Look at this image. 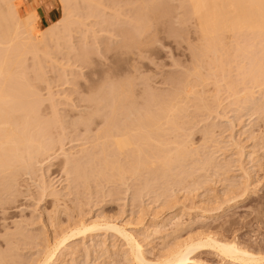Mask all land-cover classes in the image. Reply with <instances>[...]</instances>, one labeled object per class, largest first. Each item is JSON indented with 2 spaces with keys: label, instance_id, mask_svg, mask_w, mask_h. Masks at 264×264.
I'll return each instance as SVG.
<instances>
[{
  "label": "rangeland",
  "instance_id": "obj_1",
  "mask_svg": "<svg viewBox=\"0 0 264 264\" xmlns=\"http://www.w3.org/2000/svg\"><path fill=\"white\" fill-rule=\"evenodd\" d=\"M18 1L22 2V16L27 9L28 12H37L39 23L36 25V37L45 29L48 31L44 44L41 43L39 44L41 47L39 45L37 47L39 51L34 49L37 54L25 56L24 71L25 76L29 78H26L29 84L35 88L37 98L42 100L39 108L37 107L41 119L39 121L42 125L45 122L47 125L48 122L52 123L49 126L51 134L49 136L52 141L49 136L46 135V137L48 141H59V143H56L54 150L51 149L50 153L48 152V156L45 154L44 157L41 156L30 162L31 167L28 164V169L16 170L17 173L14 171L13 176L18 174L17 178L14 177L15 180L9 176V173L5 177H12L13 181L0 179V181L5 180L0 185V264L4 261V264H38L37 261L41 259L42 252L48 244L47 241L51 242L58 234L67 235V232L75 228L72 227L77 222L84 221L90 225L93 224V220L100 225L110 222V225L116 224L126 229L141 244L146 259L152 262L159 260L160 256L161 258L165 256L168 251L171 252V249L173 251L179 248L178 244L181 247L185 241L189 239L195 241L199 238L198 236L209 232L212 236H217L219 240L235 239L242 246L254 249L264 248V84L260 86L261 83H259L260 85L257 84V86L250 82L252 86H249L251 85L249 81L245 84L240 73L242 66L246 68L245 70H247L246 66H250L249 63L254 57L253 53L257 55L255 58L259 56L257 52L259 42H253L249 37L248 40L243 35H240L241 39L239 36L236 37L239 40L229 37V40L226 39L224 43L225 53L222 51L220 54H223L220 57L224 67L217 68L216 63L213 64V61L209 60L213 59V54H210V57L208 55V60L205 58L200 66L196 56L200 54L198 52L200 44L203 45L198 35L199 26L196 20L190 19L189 10L186 9L188 6L184 0H156L158 11H162V15L156 18V24L154 18L149 22L154 24H151L152 27L149 26L150 28L147 29L150 31H146L142 36L134 24L138 22L137 15L134 13L138 14V6L141 5L138 0H96L97 3L92 0H77L76 3H71L72 15H67L69 18L66 13L63 14L60 0H47L46 5L48 7L51 5L54 13L50 17L51 20L45 21L41 17V11L45 9L41 3L38 2L32 6L29 0ZM0 4V9L5 10L3 3L0 2ZM139 16L140 14L138 18ZM64 17H67L70 22ZM66 26L68 27L65 28ZM134 26L138 33L134 30ZM127 33L131 36L129 39L125 38L128 36ZM132 36L133 42L130 40ZM127 43H130L131 47L129 45L128 48ZM239 43L241 47L242 44H244L243 47L247 45L248 50L242 47L246 50L243 52ZM250 44L253 46L250 47ZM238 47L240 50L236 51ZM240 51L244 54L240 55ZM196 66L200 67L198 72L203 74L199 75L200 78L203 76L201 79H198L199 76L196 77L197 70H194ZM193 74L196 75L193 76ZM237 76L240 77L239 80ZM195 79L197 83H194ZM199 80L204 81L200 83ZM130 82L133 85H130ZM111 83L120 84V87L122 84L129 83L131 88L127 86L134 91L129 93L135 94L134 99H136L135 101L133 97L131 98L133 100L131 101L136 104L134 106V103L129 101L130 106L133 110L141 109L136 110L138 114L144 110V115H148L150 108L157 109V103L165 101L164 98L173 97L176 92L178 94L183 84L190 86L188 92L191 86L197 85L195 89L192 88L194 91L191 89L193 94L187 92L191 94L188 99V95L186 97L185 93L183 94L185 100L182 105H186L183 107L184 113L180 110L182 112L178 111L179 114L175 115L176 126L180 125L183 129L179 130L178 127L176 129L173 126L175 123L171 125L173 127L168 126L171 132L169 131L170 135L167 134L168 139L167 136L165 139L168 143L179 141L178 144L173 143V148L169 146L172 143L167 146L161 145L159 151L156 148L152 150L154 147L150 149L152 151L150 154L153 155V151H157L158 156H163L164 153L171 151V148L173 153L177 149L182 151V143L193 145L195 153L190 146L193 157L185 158L184 156H188V153L181 155V152H177L181 156L184 155L185 159L182 163L179 159L180 166L172 164L174 168L172 174L175 176L170 174L167 178H162L156 176L155 169H151L149 172L137 173L138 175L127 173L129 175L126 174L123 181L115 177L116 173L114 174L116 181L112 180L113 177H110V174L111 181L108 182L106 174L110 169L103 173V170H100L103 165L100 166V164L102 162L104 164V161L106 162L104 165L108 164L107 161L114 157V153L113 155L110 153L112 157L107 153L110 156L108 157L100 153L98 146L94 147V144L99 142L96 140L97 133L104 126L101 124L102 118L94 116L96 118L87 126L88 128L82 126V123L78 124L79 121L76 120H80L81 116H86L85 114L91 111L90 108H86L89 94L91 95L94 90L97 92L100 87L99 91L106 93V90L110 89L106 87ZM103 84H107L105 88L101 86ZM118 85L114 87L119 88ZM110 86L111 89L114 88L112 84ZM246 91H251V94L247 93L250 98L246 96ZM93 93L92 97L95 95ZM195 94H198V97ZM241 95H245L244 97L248 99H244ZM158 99L162 102L157 101ZM246 100L248 103H244ZM90 103L89 101L87 106ZM155 103L156 106H154ZM87 109L90 111L88 112ZM133 110L130 112L132 119H128L130 121L135 117L132 115ZM156 111L153 110L155 113ZM140 114L142 115L143 112ZM124 117L118 118L120 122L124 121ZM75 121L77 123L72 125ZM123 121L122 126L126 120ZM117 122L116 125L120 123ZM174 129L179 130V133ZM167 140L164 141L167 142ZM179 143L181 147L176 149ZM165 147H169V151L165 150ZM93 148L98 150L94 151ZM186 149H189L188 146ZM94 152L100 153L97 156L101 158V163H98L99 159L94 157L96 156ZM86 153L95 159H91L89 155L87 158ZM101 155H104L103 157L106 155L108 160L103 158L102 161ZM117 155L119 157V154H115L114 158ZM125 156L127 154L124 155L127 160ZM118 157L120 164L121 159L124 160V158L123 155L121 158ZM131 158H137V156L132 155ZM131 158L127 161L132 162ZM89 160L97 162L95 164H99L98 170L102 171L98 172L106 177L103 174L102 177L96 173H91L92 175L88 173L91 172L89 169L95 168L94 164L91 163L93 167L89 165ZM125 160L122 161L123 165ZM136 160L133 159L134 163ZM113 161L109 164H114ZM127 161L123 166L124 170L127 168L129 170ZM204 161L205 165H203ZM76 164L77 170L81 166L79 174L82 179L75 168L74 172L72 171ZM132 169L130 171H133ZM85 174L87 177L95 176L87 179ZM96 175L105 179L102 180L99 177L96 179ZM244 191L247 193L245 194ZM241 193L246 195L242 199ZM124 244L121 237L112 230H106V232L105 229L92 230V233L87 232L84 236L69 239L66 243L67 247L58 256L57 263L132 264L129 257L125 255L128 254V248ZM2 258L5 260L2 261ZM193 259L197 264H229L209 251L195 254Z\"/></svg>",
  "mask_w": 264,
  "mask_h": 264
},
{
  "label": "bare ground",
  "instance_id": "obj_2",
  "mask_svg": "<svg viewBox=\"0 0 264 264\" xmlns=\"http://www.w3.org/2000/svg\"><path fill=\"white\" fill-rule=\"evenodd\" d=\"M75 1H77V0H60V3H62L61 8L63 10V14L66 13V16L72 15L71 14L72 13L71 3L75 2ZM87 1H90V0H87ZM92 1H95L96 3L98 2L96 0H92ZM138 1L141 2V5L138 6V2H137V6L139 8V10H137L138 14H135L133 12L134 15H137V19H138V22H136L134 24H136L135 25L136 29L137 28L139 29V30L138 29L137 30L141 34L140 36H142V34L145 33L147 31V29L152 27L151 26L152 23L149 24V22L153 21L152 19L154 18V23H155L156 18H158L160 15H162V11H158V4H157L156 0H148V1L147 0H138ZM0 2L3 3L2 5H4V9H5V10L0 9V177H2V176L5 177L6 175L10 174L9 176H12L13 178L14 177L17 178L18 174L13 176V174H15L14 171L15 172H16V170L20 171V169L23 170V168L28 169V164L30 162H32L33 160L35 161L38 158H41V156L44 157L45 154H46V156H48V154L50 153V150L53 149L55 147L56 143L58 144L59 141H56V142L53 141L54 144H53V142H51L52 138H50L51 136H49V135H51L50 130H49V128H50L49 126L52 123L48 122V125H47L46 124L47 122H45L44 125H42V123L39 121L41 119H40L38 106H39V103L42 102V100H39L40 98L39 99L37 98L38 96L34 90L35 88H33V85L29 84L30 82L27 80L29 78H27L25 76V71H24V63L26 61L25 56H27L28 54H32L35 56L37 54V53H35L34 49L36 50L39 44H41V43L44 44L45 38L48 35V34H46V32H48V31H47V29H45V30H43L44 32L42 31L43 32L42 34L37 35V37H36L37 32L35 30H37L36 25H38V23H39V16H38L37 12H28V9L25 10L26 13L24 16H22L23 15L21 13L22 2H19L18 0H0ZM184 2H186L187 6H188V8H186V9L189 10L188 13H189L190 19L193 18L198 23V26H199V32H198L199 34L198 35H200V38L202 40V42H200V43H203V45L200 44L203 48H201V46H199V51L196 49L200 53V54L198 53L199 55H196L193 51V53L196 56H198V58H197L198 64L199 65H200V63L202 64V62L205 61V58L208 60V58H207L208 55L210 57V54H213L212 55V57L214 56L213 59L211 58L209 60H212L213 64L216 63L215 65L217 66V68H218V66L224 67L223 60L220 57L223 54L222 55H220V54L222 51L226 50V46L224 44V43H226L225 40L228 39L229 37L234 39V37L236 38L238 36H239V39H241L240 35L247 37L246 39H248V37H249V39H251L253 42H255V41L259 42V44L257 43V45H259V50L257 51V52H259V54L256 53L259 56L257 58H255L257 55H255L253 53V55H254L253 58H255V59L252 58V62L249 63L250 66H246L247 70H245L246 68H244L242 66V68H241L242 70H240L242 72H240V73H242L241 75L243 76V81L245 80L244 81L245 84L246 83L248 84V81H249V83L252 82V83H254V85L261 83V85L260 84L259 85L262 86V84H264L263 83L264 82V0H184ZM99 3H98V5H99ZM111 4H113V3H111ZM114 4H116V3L114 2ZM86 6H87V4H86ZM96 7H97V5H96ZM99 7H101V6H99ZM94 10H95V8H94ZM92 11H93V9H92ZM139 14H140V16L138 18ZM69 16H67V17L69 18ZM67 17H64V18L67 19V21H68L69 19ZM69 22H70V20H69ZM131 22L133 23V21H131ZM62 24H63V22H62ZM64 26L65 25H63V27ZM135 26L133 27L134 30H135ZM137 26H139V27H137ZM50 27H53V26H50ZM67 27L68 26H66L65 28H67ZM62 29H64V28H62ZM130 31H131V29H130ZM148 31H150V30H148ZM123 32L125 33L126 31L124 30ZM120 35H121V33H120ZM124 35H122V37ZM130 37L131 36L129 34H128V36H125V38H127V39H129ZM47 39H48V37H47ZM133 39H134V37L131 38L130 40L132 41ZM236 39H238V38H236ZM134 41L136 42V40H134ZM252 41L251 42L249 41V42L252 43ZM132 42H130V43H132ZM130 43L129 44L127 43L128 45L126 44V46L128 48H129ZM138 44H139V42H138ZM122 45H124V43ZM139 45H138V47H139ZM245 45H246V43H245ZM250 45H251L250 47L253 46L252 44H250ZM255 45H256V43H255ZM45 46L47 48V44ZM243 46H244V44H242V47ZM130 47H131V45H130ZM240 47H241V44H240ZM242 47H241V50L243 48L246 49L247 45H246V47H243V48ZM140 48H141V45H140ZM229 49H231V48H229ZM37 50L39 51V49H37ZM239 50H240V48L236 49V51H239ZM247 50H248V48H247ZM242 51L244 52L246 50L243 49ZM242 51H240V53ZM32 52L35 54H33ZM223 53H225V51ZM237 53H239V52H237ZM235 54H236V52H235ZM243 54L244 53H241L240 55H243ZM195 55H194V57H195L194 60H196ZM249 55H251V52H249ZM48 57H49V55H48ZM237 57H239V56H237ZM245 57H243V58H245ZM248 60H249V58H248ZM197 62H196V64H197ZM212 63H210V64H212ZM199 65H197V66H199ZM204 65H206V64H204ZM197 66L195 67L196 69L194 68V70H197V72L198 71L200 72V70H199L200 67L197 68ZM193 67H194V65H193ZM213 67H215V66H213ZM223 67H221V68H223ZM43 68H44V66H43ZM239 69H240V67H239ZM37 72H39V71H37ZM197 72H196L197 75L195 74L196 77L199 76L200 74L203 75L202 72L201 73L198 72L199 74ZM223 72L224 71H222V73ZM240 73H238V74H240ZM195 75L193 74V76H195ZM190 76H191V73H190ZM200 76L198 77V79L200 78ZM239 76H237L238 77L237 80H239L240 77L242 78V76H240V77ZM195 81H196V79H195ZM200 81L202 82L204 80H199L198 82H200ZM244 82H241V83H244ZM186 83H188V82H186ZM189 83H191V82L189 81ZM194 83H197V81ZM111 84L113 85V87L118 85V84H114V83H111ZM105 85H107V84H103L101 86H103V88H105L106 87ZM110 85L108 84L106 87V89L107 88L109 89V87H110L109 90L102 88L103 90L107 91L106 93H104L105 91H102V90L99 91V89H101V87L97 89V92L93 89L94 90L93 92H95V93H93V92L92 93L95 95H93L94 97H92L91 96L92 93H91V95L89 94L88 100L91 102L90 105H92L93 107L95 106V107L93 108L90 105H89L90 107L87 106L89 101L88 102L86 101L87 102L86 108H88V109L90 108L91 111L89 110L90 111L89 112L87 109V111L89 113L85 114L86 116H81L80 120L77 119L76 121H79L78 124L82 123L81 125L86 128L88 125H90V123L92 124L93 119H95L96 117L102 118L101 124H103L105 127L102 126L101 127L102 129L101 130L99 129V131L97 133L98 136L96 135L97 136L96 140L99 142L94 144V147L98 146L97 148L99 149L101 154L107 155V153H108V155H109L110 153L111 154L114 153V155L112 154L114 157H115V154H119V157L117 155L116 158H114L110 154L112 159L109 158V161H107L108 164L104 165L106 162L104 161V164H102L103 162L101 163V160H100L101 158H99L97 156V154L99 152L98 153L94 152L96 154V156H94V157H96L97 160L99 159L98 163L99 162L101 163L100 166L103 165L102 169H100V168H98L99 164L96 165L97 162H95L96 163L95 164L93 160H92L93 162L90 161L91 159H95V158H93V156L91 157L90 154H88L90 152L86 153V157L88 158V155H89V157L91 158V159L89 158L90 160L88 161L89 165L92 163V164H94L95 168L97 166L96 169L93 168L94 170H97L96 172L92 171L93 169H89V171L91 170V172H88V173H90V174L96 173L97 175H100L103 177V175H104L103 173H106L105 171H107L109 169H110V171L113 170L112 172L115 171L114 173L107 171L108 173L106 174V176L108 175L107 176L108 182L111 181V179H110L111 176L113 177L112 180H114V181H116L115 177L117 179L123 181L125 179L124 176L127 173H129L131 175H135V173L140 174L143 171L149 172L151 169H153V170L155 169L156 174H157L156 176H160L162 178L163 177L167 178L168 176H170V174H171V176L172 175L175 176V174H172V171H174L173 165L176 164V165L180 166L182 161H184L183 159H185L186 157H188V158H190L191 156L193 157V152L195 153L194 147H192L193 145H190L193 148L192 149V148H190L189 145H187V144L184 145V143H182L183 149L181 148L182 149V151H181L180 149H177V148H179V146L181 147L180 143H179L180 145H178V147H176V145L178 144L177 142H179V141H177V142L171 141L170 143H172V144H170V143H168V140H167L168 139L167 134H169V131L171 129V128L168 129V126H171L175 123L173 126H175L176 129L179 128V130H180V128H181L180 125L176 126L177 122L175 120V117H176L175 115L177 113L179 114L180 110H182V111L185 110L183 108L186 106V105L183 106L184 105L183 100H185V99H183V96L186 95V97H187V95H188L187 99L189 98V96L191 94L189 95V94H187V92H188L190 86H188L187 84L186 85L183 84V87L181 88L182 90H180L181 93L179 91V93L177 94V92L175 91L176 94L175 95L172 94V95H174L173 97L170 96V98H168V99L164 98L168 101L163 100V102H162V100L158 99L157 101L162 102V103H160V104L157 103V106L155 103L154 106H156L157 109H155L154 107H153L154 109L153 108L148 109V115H144V110H142L141 112H143V114L141 115L140 114L141 112L139 114L136 113L137 108H134V110H133L132 106H130V102H132L133 100L136 101V99H134L135 94L132 95L129 93V92L134 93V91L130 89L131 88L130 85H133L131 82H130V85H129V83L127 84L130 86V88L125 84H122V86L125 85V87L121 86L122 87L121 88L120 84H119L118 86L120 89L117 87H114V88H112L113 89L112 90ZM179 85H180V83H179ZM181 85H182V83H181ZM194 85H196V84H194ZM249 86H252V84ZM191 87L193 89H195V87H197V85L195 87H193V86H191ZM246 87L248 88V86H246ZM115 88H117L118 90ZM127 88L130 89L131 91L128 90ZM247 88H246V90H247ZM132 89H133V87H132ZM178 89H176V90H178ZM191 89H190V91H191ZM250 89H252V88H250ZM126 90H128V91L126 92ZM108 91H110L111 93L109 92V94H108ZM190 91L188 93H192V91L191 92ZM233 91H234V88H233ZM99 92H100V94H98ZM247 93L251 94V91H248V92L246 91V96L248 97L249 94H247ZM97 94H98V96L95 97ZM241 96H243V95H241ZM167 97H169V96H167ZM184 98H185V96H184ZM245 98L246 97H244V99ZM248 98H250V96ZM248 98H246V99H248ZM244 99H242V100L244 101ZM38 100H39V102H38ZM92 101H93V103H92ZM157 101H155V102H157ZM182 101H183V103H182ZM103 102L105 103L104 105H103ZM246 102H247V100L244 103H246ZM133 103L134 102H132V104ZM93 104H95V105H93ZM135 104H136V102L133 105L135 106ZM252 106H254V105H252ZM258 108H260V107H258ZM130 109L133 110L132 115H134L135 117H136V115H139L135 119V122L138 120L137 123L134 122L135 117H133L132 121L128 120L129 118L132 117L131 113H130L131 112ZM140 110L141 109H139L137 111H140ZM153 110H157L156 113L153 112ZM105 111H106V113H103ZM149 111L152 114H150ZM128 113H130V114H128ZM134 113H136V115ZM183 113H184V111H183ZM94 116H96V117L94 118ZM119 116L120 117L125 116L124 121L125 120L126 121L124 122L123 120H121V122L122 121L124 122V124H123V126L125 125L124 127L122 126V123L119 120L120 119ZM176 119H178V118H176ZM181 119L182 118H180V120ZM76 121L72 125L76 124L77 123ZM117 121L120 123H118ZM104 122H105V124H104ZM116 122L118 123L117 124L118 126L115 124ZM179 122H178V124H179ZM47 126H48V128H47ZM173 126H171V127H173ZM176 129H174V130H176ZM181 129H183V128H181ZM153 131H155L156 133ZM178 131H177V133H179ZM46 132L49 134H47ZM175 133H173V134H175ZM46 135L49 136L51 141H48V137H46ZM160 136H162L163 138ZM165 136H167V139H165L166 138ZM164 140H167V142H165ZM50 142H51V144H50ZM175 142H176L175 147H176L177 151H174V153H173L172 148L174 147L173 143L175 144ZM183 142H185V140H183ZM185 143H187V142H185ZM156 144L159 146H157ZM161 145H163V146L169 145L170 147H172L171 151H169V147H165V150H167L171 153L168 152L169 153L168 154L166 152L167 155H166V153H164L165 155L158 156L157 155L158 152L153 151V155L150 154V152H152V151H150V149L152 147H154V148H152V150H154L156 148V150L159 151V147ZM184 146L186 148L188 146L189 149H186ZM100 147H101V149H100ZM161 148L163 149L164 147H161ZM184 148H185V150H184ZM98 149L93 148L94 151L98 150ZM191 149L193 152L191 151ZM178 151H179V153L181 152L180 153L181 155L188 153L187 154L188 156L183 155L185 157L184 158L183 156L179 155V153L177 154ZM190 152L192 153V155H190L191 154ZM124 153L127 154V156H125L127 160H128V158L130 159L132 157V155H133V157L137 156V158H131L133 163H134L133 159H137L135 161L136 165H135V163L133 164L130 160L129 161L125 160L124 155H126V154H124ZM128 153H130L131 155ZM120 154L123 155V158L125 160V165H126V161H127V165L129 164V166H130L129 170H128V168L126 170H124L125 168H123V166H125V165H123L124 162L122 164V161H124L123 159H121V162L119 164V159H117V157L121 158L122 155H120ZM106 155H105V157H103L104 155L103 156L101 155L102 161L104 159L108 160L107 158L110 157L108 155H107L108 156L107 157ZM129 155L131 157H129ZM113 158L116 161H113L114 160ZM181 158H182V160H181ZM179 159H180L181 163L179 162ZM97 160H95V161H97ZM208 160H210V158H208ZM208 160H207V162H208ZM112 161L114 164L110 165L109 163L110 162L112 163ZM128 162L132 163L133 165L128 163ZM178 162L180 164H178ZM72 163H74V162H72ZM92 164L90 165L91 167H93ZM121 164H122V167H121ZM131 165H132V167H131ZM203 165H205V161H204ZM29 166H30V164H29ZM171 166H172V169H171ZM104 167H106V168H104ZM74 168L76 171H78L77 174L80 177L79 172H80L81 166H80L79 170H77L78 167L76 164V167L74 166L72 171L74 170ZM130 168L131 169L136 168V169L135 170L132 169L133 171H130L131 170ZM179 168H181V167H179ZM98 169L103 170V173H99L102 171H100ZM133 172H134V174H133ZM114 174H115V177H114ZM129 174H127V175H129ZM109 175H110V177H109ZM85 176H86L85 178L88 179V177L94 178L95 175L94 176L88 175V177H87V175L85 174ZM106 176L104 175V177H106ZM3 177L0 179H5V180L9 179V180L13 181L12 177H10L11 179L9 177H5V178H3ZM98 177L99 176H97L96 179H98ZM102 177H99V179H101ZM16 178H14V180ZM80 178L82 179V176ZM104 179L105 178H102V180H104ZM5 180H1L0 185L2 184V181H5ZM3 190H4V188H3ZM246 193L247 192H245V194ZM242 194L243 193H241V195ZM243 196L245 197L246 195L243 194L242 196H240L241 199L244 198ZM237 197H235V198L237 199ZM240 197H238V198H240ZM235 198H234V200H235ZM78 223L79 222H77L72 227V228L75 227L74 229H72L70 231L66 229L67 231H69V232H67L68 233L67 235L62 236V234L61 235L58 234L60 237L57 235V237L54 238L51 242L47 241L48 244L46 243L47 246L45 245L46 247L44 249V252H42L43 255H41L42 257H41V259L39 258L40 260L37 261V263L38 264H56L58 261V256L62 253V250L65 247H67L66 243L69 241V239L84 236L87 232L92 233V230L93 231L94 230L95 231H97V230L101 231L102 229H105V232H106V230H112V232L117 233V235L120 236L121 239L123 240V243L125 242L124 246L126 245L128 248V254H125V255H127L129 257V260L131 261L132 264H197V262H195V260L193 259L194 255L200 254V253H205L206 251H209L211 253H215L217 255V257L221 258L222 261H225V263H229V264H264V248L254 249V248H251L248 246H242L234 238H233L234 240H231V241L230 240L224 241L225 239L219 240L216 238L217 236L214 237L211 234H209L210 232L208 234L203 233V235H201V236L197 235L199 238L197 240L195 239V241H192L189 239V240H187V242L185 241L184 244L181 243L182 244L181 247L178 244L179 248L174 249L173 251L171 249V252L168 251L169 253L167 252L168 254L166 253V255L162 254L165 256H162V258L160 256L159 260H157V261L154 260L155 262L154 261L152 262V261H149L146 259L141 244H139L137 239L135 238V236L132 235L131 233H128L126 229H124L120 226H116V224L110 225L111 224L110 222H107V223L105 222L102 225H100L99 222H98L99 224L96 222L94 223V220H93V224L89 223L90 225H87L88 223L86 224V223H84V221L83 222L81 221L79 224ZM63 232L65 233L66 231H63ZM63 232H61V233H63ZM199 235H200V233H199ZM190 238L193 239L192 237H190ZM195 238H197V237L195 236ZM188 241H190V242H188ZM3 259L5 260V258H2V261H3ZM156 259H158V258H156ZM0 261H1V258H0ZM4 262H3V264H4ZM62 264H64V263H62Z\"/></svg>",
  "mask_w": 264,
  "mask_h": 264
},
{
  "label": "crops",
  "instance_id": "obj_3",
  "mask_svg": "<svg viewBox=\"0 0 264 264\" xmlns=\"http://www.w3.org/2000/svg\"><path fill=\"white\" fill-rule=\"evenodd\" d=\"M41 3V5L45 8L44 11H41L42 13V19L45 21L47 19L51 20L50 17L53 15L54 13V9L53 7L50 5V7H48L46 5L47 0H29V3L33 6L36 5L37 3Z\"/></svg>",
  "mask_w": 264,
  "mask_h": 264
}]
</instances>
